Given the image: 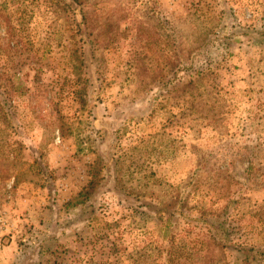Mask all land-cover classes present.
Returning <instances> with one entry per match:
<instances>
[{
    "label": "rangeland",
    "instance_id": "374dc122",
    "mask_svg": "<svg viewBox=\"0 0 264 264\" xmlns=\"http://www.w3.org/2000/svg\"><path fill=\"white\" fill-rule=\"evenodd\" d=\"M0 264H264V0H0Z\"/></svg>",
    "mask_w": 264,
    "mask_h": 264
}]
</instances>
